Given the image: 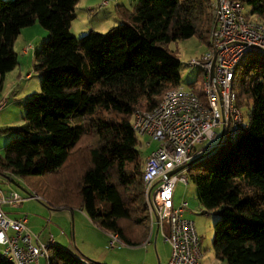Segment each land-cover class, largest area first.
<instances>
[{"label": "trees", "instance_id": "trees-1", "mask_svg": "<svg viewBox=\"0 0 264 264\" xmlns=\"http://www.w3.org/2000/svg\"><path fill=\"white\" fill-rule=\"evenodd\" d=\"M79 1L0 0V92L18 64L21 30L39 22L50 33L34 54L41 90L27 102L24 124L2 130L21 134L6 144L0 174L28 180L50 208L75 205L135 246L148 234L149 215L134 112L182 83L181 60L168 44L196 34L209 43L214 15L210 0H137L131 10L118 7L120 24L77 38L71 25ZM240 1L264 21V0ZM247 60L233 85L249 108L248 127L190 168L214 159L209 172L190 177L202 206L220 215L213 248L225 264H264V63ZM34 176L46 180L31 182ZM49 255L50 264H103L57 243ZM0 264L14 263L0 255Z\"/></svg>", "mask_w": 264, "mask_h": 264}, {"label": "built area", "instance_id": "built-area-1", "mask_svg": "<svg viewBox=\"0 0 264 264\" xmlns=\"http://www.w3.org/2000/svg\"><path fill=\"white\" fill-rule=\"evenodd\" d=\"M210 3L214 18L209 46L188 63L204 73L203 82L198 86L182 82L166 90L153 105L143 100L132 119L137 137H148L150 147L154 142L157 144L145 158L142 170L150 223V235L144 244L151 243L152 231L157 227L171 246L167 264H203L204 252L196 224L186 216L189 201L183 198L178 204L175 202L176 186L191 181V163L201 157V143L210 140L208 149L213 150L234 140L248 127L234 79L245 58L252 54L264 56L262 19L249 15L246 4L240 0H210ZM7 102L6 97L0 98V110ZM27 198L43 199L37 192L23 197L16 190L5 192L0 188V255L14 264H39L44 256L50 264L49 251L56 243L53 234L42 241L28 226L26 216L13 218L2 208L4 204L19 207ZM110 234L109 247L124 244L118 234Z\"/></svg>", "mask_w": 264, "mask_h": 264}, {"label": "rangeland", "instance_id": "rangeland-1", "mask_svg": "<svg viewBox=\"0 0 264 264\" xmlns=\"http://www.w3.org/2000/svg\"><path fill=\"white\" fill-rule=\"evenodd\" d=\"M133 1L134 0H107V3L105 4L104 0H100L99 2L95 3V5L89 6V10L93 12L92 14H89L90 12L88 11V9H86V0H82V2L80 4L78 3V5L76 6V17L72 21L71 31L73 35L77 38H80L86 32L92 29L97 32H107L112 26H116L121 23V19L119 17L120 14L118 11V4L120 2H126L125 4L128 7L131 6ZM247 10L249 11V9ZM88 26H92V28L90 27V29L86 31ZM93 26L96 29H94ZM49 36V31L43 28L39 22H36L32 25L24 27L21 30V33L14 41V50L17 53L18 64L15 69L7 73L5 80V91L3 94L4 97L8 99V102L0 110V156L4 155L5 146L9 142V140L21 134L18 131L4 133L2 130L6 127L20 128L24 124L26 104L32 98L34 93L39 92L41 90V74L40 72L34 69V54L35 50L39 49L42 43L47 40ZM208 46L209 43H207L204 39L200 38L197 34L192 36L191 38L172 41L168 44V49L174 55L178 56L181 60L180 75L182 82L185 85L198 86L203 82L205 78L204 73L200 71L199 68H192L188 65V63L191 59L201 56L207 50ZM247 63L250 65L253 63H264V58L260 55L252 54L248 57ZM242 112L244 113L245 121L249 122L248 106H242ZM111 117L114 118V115H111ZM138 140V149L142 156L141 163L143 165L145 158L153 149H155L157 144L154 142L152 143L151 147L148 146L147 142L150 141L148 137H139ZM86 144H91V141L86 142ZM210 144H212V142L210 140H206L201 143V145H199V149L202 150L199 156L206 155L210 152L211 149H208V146ZM85 151L86 152H84V155L88 153L87 150ZM213 160L214 159L212 157L204 159L201 164L197 167L198 171H204L206 173L209 172L211 162H213ZM197 169L194 168L190 172L195 173L197 172ZM9 176L11 178H14L12 174H9ZM30 179L31 182L39 181L41 179H44V181L46 180L44 176H34ZM15 181L24 190H22L19 185L10 182L8 178L0 174V187L3 190H8V187H12L13 189H16V191L19 192V194L23 197H28L29 194H34V191L32 192L28 187H31V184L28 180L25 181L23 180V178L16 177ZM42 188L45 189L44 185ZM48 188L51 190L50 187ZM38 192L40 193L39 195L42 196L43 199L27 198L24 201L25 203L23 204V207L27 205L32 210L31 213L28 214V217L32 221H37L38 216H40L41 214L44 216L43 213H47L45 217L46 219L51 220L48 223L52 224L51 229L54 234L56 232H61L62 228L64 229L65 233H62V235L63 240H65L64 242L66 243H61L63 244L61 246L68 248V244H72L73 248L77 249V242H81V240L88 241L89 239H97V234L95 230H93L88 225L86 226V223L84 222V220H82V218H80V216H77V219L79 220L77 234L72 215H67L62 211H56L54 215L56 217H58L59 215H65V218H63V223L65 224V227H55L53 223L57 224V226L58 223L55 221V219L50 218L49 213H51L52 210L50 209V206L47 203L48 200L45 199L43 195H41L43 194L41 191ZM182 198H186L189 201V210L187 211L186 216L187 218L195 222L196 229L201 239L202 250L204 252L202 262H218V260L215 258L213 240L215 236L214 224L216 220L220 217V215L213 211H209L202 206L197 197L195 184L192 181H190L188 185H185L183 183L177 184L175 190V199L177 201H181ZM69 206L73 209H78L75 205ZM39 210H41V212L43 213H41ZM129 227L135 228L138 226L136 225V223L130 222ZM147 230L148 234L146 238L141 244L138 245L142 248L141 250L126 253V250L124 248L118 250H109L110 248L108 247V251L112 254L121 251V256L122 258L126 257L127 264H129L127 256L130 258L131 264H159V262L161 261L159 259V255L164 257L167 256L168 262L171 256V246L164 240L161 231H157V227H155L152 231L151 243L144 244V242L148 239L150 235V223L148 224ZM135 246L137 247V245ZM100 263L108 264L104 262ZM124 264L126 263L124 262Z\"/></svg>", "mask_w": 264, "mask_h": 264}, {"label": "crops", "instance_id": "crops-1", "mask_svg": "<svg viewBox=\"0 0 264 264\" xmlns=\"http://www.w3.org/2000/svg\"><path fill=\"white\" fill-rule=\"evenodd\" d=\"M100 0H86V9H88V12L89 14H92L93 12L89 10V6H92V5H95V3L99 2ZM122 1H126V0H122ZM82 2V0L79 1V4ZM137 0H134L133 3L131 4V6H126V2H120L118 4V6H123V8L126 7V9L128 10H131L134 8L135 4H136ZM78 5V4H77ZM120 17V16H119ZM90 18V17H89ZM121 19V17H120ZM121 21V20H120ZM110 25H113V24H110ZM90 27L92 28V26H88L87 30L88 31L90 29ZM94 29H96L94 26H93ZM87 33V32H86ZM6 80V78H5ZM5 89V81H4V86H3V89L2 91L0 92V98H3L4 97V90ZM11 178V177H10ZM9 179V178H8ZM15 179H16V176H15ZM10 181V180H9ZM11 182V181H10ZM29 189L33 192L37 191L35 188L33 187H30L28 186ZM1 188V187H0ZM2 189V188H1ZM3 190V189H2ZM11 190H16V189H13L12 187H8V190H3L5 192H8V191H11ZM183 199V198H182ZM181 199V200H182ZM175 202L178 204L180 201H177L175 199ZM25 202H23L21 204V207H13V206H10V205H7V204H4L2 206V208L7 212V214L10 216V217H13V218H23V217H27L28 219V226L30 227L31 230H33L35 233L39 234L40 235V239L42 241H47L49 239V236L50 234H53L54 238H55V242L59 245H63L61 243H66L64 242L65 240H63V235L62 233H65L64 229L62 228L61 232H56L55 234L52 232V229H51V226L52 224L48 223L50 222L51 220L49 219H46L45 215H47V213H43L41 212V210H39L41 213L44 214V216L41 214L40 216H38V220L37 221H32L29 217H28V214L31 213V209L30 207H28L27 205L25 207H23V204ZM52 210L51 213H49L50 215V218L52 219H55V221L58 223V226L57 224H54L53 225L55 227H65V224L63 223V218H65V215L61 216L59 215L58 217H56L54 214L56 213V211H62L64 212L65 214H71L72 215V218H73V222H74V226H75V230H76V234L78 232V219H77V216H80V218H82V220H84V222L86 223V226H90L93 230H95L96 234H97V239L94 240V239H89L88 241H84V240H81V242H77V246L78 248L77 249H74L73 248V245L72 244H68V248L75 252V253H79V254H82L83 256H85L86 258L88 259H91V260H95V261H100V262H104V263H108V264H124V262L127 264L126 262V257L125 258H122L121 256V251L120 252H117V253H110L108 251V247H109V243H110V240H111V234L109 232H106L104 231L103 229H100V227H97L93 222L92 220L90 219V217L86 214V212L80 208L78 209H73L72 207H68V208H50ZM69 210V211H68ZM79 212H78V211ZM71 211V212H70ZM76 211V212H75ZM79 214V215H77ZM61 218V219H60ZM46 219V220H45ZM60 223V224H59ZM77 237V236H76ZM124 246V247H123ZM110 249L109 250H118V249H121V248H124L126 250V253L128 252H133V251H136V250H141L142 248L140 246L137 245L136 246H131V245H127V244H119L118 247L116 248H111L109 247ZM169 256V255H168ZM167 256L164 257V256H160L159 255V259L161 260L159 262V264H167ZM127 260H128V263L131 264V260L130 258L127 256ZM124 261V262H123ZM203 263V262H202ZM30 264H36V263H30ZM39 264H47V260L44 256H41L40 259H39ZM203 264H225L224 262H207V263H203Z\"/></svg>", "mask_w": 264, "mask_h": 264}, {"label": "water", "instance_id": "water-1", "mask_svg": "<svg viewBox=\"0 0 264 264\" xmlns=\"http://www.w3.org/2000/svg\"><path fill=\"white\" fill-rule=\"evenodd\" d=\"M211 76L214 77V64H213V67H212V70H211ZM197 160H199V159L197 158V159H195L194 161H197ZM194 161H193V162H194ZM191 164H192V163H191ZM183 167H184V166H182V167H180V168H178V169H176V170L170 172V173L168 174V176H170L171 174H173L174 172H176L177 170H179V169H181V168H183ZM1 175H4L6 178H9V180H10L11 182H13L14 184H17L16 181H15V179H14V178H10L9 175H5V174H1ZM17 185H19V184H17ZM19 187H21V186L19 185ZM21 189L24 190L22 187H21Z\"/></svg>", "mask_w": 264, "mask_h": 264}]
</instances>
